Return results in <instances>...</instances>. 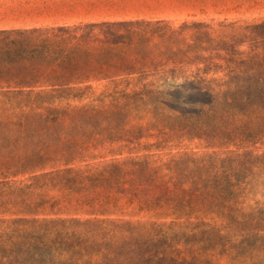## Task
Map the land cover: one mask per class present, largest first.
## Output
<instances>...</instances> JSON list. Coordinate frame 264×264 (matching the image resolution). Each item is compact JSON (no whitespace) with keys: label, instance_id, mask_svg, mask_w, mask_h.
I'll list each match as a JSON object with an SVG mask.
<instances>
[{"label":"trees","instance_id":"1","mask_svg":"<svg viewBox=\"0 0 264 264\" xmlns=\"http://www.w3.org/2000/svg\"><path fill=\"white\" fill-rule=\"evenodd\" d=\"M142 26L0 30V264H242L264 240V210L246 212L228 177L211 188L173 183L213 158L104 160L119 155L110 149L119 115L197 107L207 124L180 132L210 148L236 131L250 144L262 126L231 129L227 117L264 111V56L221 97L201 80L156 88L132 77Z\"/></svg>","mask_w":264,"mask_h":264},{"label":"rangeland","instance_id":"2","mask_svg":"<svg viewBox=\"0 0 264 264\" xmlns=\"http://www.w3.org/2000/svg\"><path fill=\"white\" fill-rule=\"evenodd\" d=\"M152 5L164 8L112 11L113 14L121 12V17L135 18L105 22L150 24L140 27L139 37L143 43L129 50L133 59H138L137 74L133 78L143 77L145 81L157 82L156 88L172 86L169 91L176 85L201 80L213 91V97H221L227 89L234 90L236 79L253 75L249 69L254 55L264 56V32H250L252 27L264 24V0H168ZM253 49H257L255 53ZM186 109L189 110L181 113L139 111L112 117L111 127L121 122L112 134L120 141L110 147L119 155L107 154L104 160L149 155L164 162L188 154L199 162L211 157L214 159L212 166L191 167L188 173H182L183 178L173 176V183L181 184L183 189H190L195 183L200 188H211L215 176L221 182L228 177L232 184H238L237 190L244 191L241 207L246 212L264 210V111L240 112L244 116L233 111L228 113L231 129L262 125L255 131L257 137L248 139L250 144L239 142L246 138L240 137L236 131L229 145L214 143L216 147L210 148V143L204 140L182 136L181 129L185 133L193 123L204 126L209 120L197 107ZM91 153L98 155L95 151ZM26 179L27 176L16 181ZM239 262L264 264V240L253 242ZM222 263L226 260L223 259Z\"/></svg>","mask_w":264,"mask_h":264},{"label":"crops","instance_id":"3","mask_svg":"<svg viewBox=\"0 0 264 264\" xmlns=\"http://www.w3.org/2000/svg\"><path fill=\"white\" fill-rule=\"evenodd\" d=\"M162 2L168 0H0V30L129 20L135 17L112 11L162 9L152 5Z\"/></svg>","mask_w":264,"mask_h":264}]
</instances>
